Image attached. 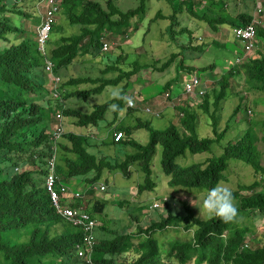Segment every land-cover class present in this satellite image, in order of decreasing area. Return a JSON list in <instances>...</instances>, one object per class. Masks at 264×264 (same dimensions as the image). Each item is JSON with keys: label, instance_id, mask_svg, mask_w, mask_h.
Segmentation results:
<instances>
[{"label": "trees", "instance_id": "1", "mask_svg": "<svg viewBox=\"0 0 264 264\" xmlns=\"http://www.w3.org/2000/svg\"><path fill=\"white\" fill-rule=\"evenodd\" d=\"M23 1L26 0H0V264H84L76 256L77 246L82 241L81 230L57 213L45 188L48 159L53 155L50 139L53 129L52 114L54 110H60L63 121L71 118L78 127L97 126L104 119L109 104L118 101L117 106H121V97L94 106L89 112L83 108L73 109L69 99L85 100L99 95L107 87L117 85L123 77L106 79L103 76L117 70L115 66L118 64V57L104 55V59L112 63L98 68L99 77H78L62 82L54 90L58 92L59 98H54L53 91L48 87L44 58L38 53L35 38L32 37L36 31L34 34L27 31L26 21L19 27L15 22L16 18L21 21L22 18L33 17L18 8L17 4ZM164 1L173 11L169 17V38L176 41L175 46L181 47V51L172 54L159 68L153 65H133L134 72L125 73V78H129L138 69L157 68V71L160 70L158 72H163L176 57H185L186 50L196 49L201 52L203 43L194 46L197 40L193 32L197 30L191 29V26L197 25L196 22L205 23L213 31L223 23L229 24L227 19L216 17L214 11L206 9V5L202 4L204 0ZM146 2L147 0H138L136 8L122 11L115 0H105L104 6L96 0H62L60 7L66 13L67 22L80 29L77 34L60 36L54 41H51L50 36L47 55L55 66V75L59 76L62 69L74 64L81 55L93 58L103 55L105 52H102L101 40L106 31L114 32V36L124 34L128 30L129 20L144 12ZM201 8L204 12L200 11ZM177 13L182 15L179 20L176 19ZM186 15L192 18H183ZM11 17H14V21ZM251 20L252 16L244 15L240 22L241 25H246ZM176 24L181 27L179 31L174 28ZM230 26L239 27L236 23H231ZM256 27V41L264 45V23ZM59 32L61 28H55L54 25L51 35ZM182 38H187V47ZM257 47L256 45V49L239 68L232 65L221 77L207 83L205 92L197 96V103H191L195 100L187 99L185 104L186 107L189 106V110L174 107L179 125L169 123L164 130L158 131L151 128L150 122L138 120L134 126L116 128V131L123 132V138L118 142L113 140L108 145L119 148L122 159L104 156L98 150L100 146L92 147L87 137L69 132L63 134L56 143L57 175L60 179L64 176L66 180H83L81 184L83 188H88L87 191L104 179L107 189L104 173L119 172L129 175V168L137 165L144 175L143 183L137 186V193H152L159 184L152 168L157 147L162 149L160 167L163 176L167 178L165 185L169 188L195 189L206 193L226 181L225 173L231 162H241L255 174L264 175V166L261 164L251 127L246 128L241 137L227 142L220 156H212L202 163L186 166L177 162L187 153L209 154L211 147L224 139L229 127L226 125L220 132L217 116L224 110L223 104L229 98L236 97V86L242 83L252 91L264 93V49ZM185 70V74L189 75L194 71L192 68ZM198 78L200 80L199 76ZM82 84H91L92 87L77 90V86ZM168 89L169 84L162 87V91ZM170 100L172 101L171 98ZM243 107L236 105L231 115L234 121L240 120L242 112L246 111ZM200 114L206 115L211 122V135L199 134ZM48 115L50 119L46 117ZM140 129L149 134L146 145L132 137L134 131ZM261 133L264 142V122L261 124ZM68 155H75V159ZM61 157L63 164H59ZM61 181L65 183L62 179ZM258 185L257 181L247 186L241 185L238 186L237 194L232 193L238 210L237 217L252 215L258 218L264 215V194L254 192ZM73 206L76 207V204ZM166 206L165 217L151 220L145 226L138 223L135 232L119 231V228L112 230L116 220L109 221L107 217H101L103 225L96 231L94 263L264 264V245L256 250L247 246L246 241L251 234L246 226L235 222L226 224L216 217L199 218L194 215L193 205L185 204L184 213H173L170 206ZM94 211L102 212V206L96 203ZM89 216L93 219V215ZM133 219L136 222L138 220ZM171 227L192 230V237L185 241L171 239L168 242L170 249L165 252L153 235ZM102 232L108 233V236H103Z\"/></svg>", "mask_w": 264, "mask_h": 264}, {"label": "rangeland", "instance_id": "2", "mask_svg": "<svg viewBox=\"0 0 264 264\" xmlns=\"http://www.w3.org/2000/svg\"><path fill=\"white\" fill-rule=\"evenodd\" d=\"M58 1L61 4L62 0ZM96 1L100 2L103 6L105 5V0ZM115 1H117V6L122 11L134 9L138 5V0ZM17 5L19 9L22 8L24 13H26L27 15H32L33 17H31L30 19L22 18L21 21L19 18H16V25L19 27L24 21H26L27 31H32V34H34L39 25L38 16L39 14L41 15L45 9V2L42 1L39 6L34 5V7H32L31 2L29 0H26L23 1L21 4L18 3ZM215 6H218V4ZM184 11L186 14V10ZM172 14L173 11L170 5L166 3V1L147 0L144 12L141 15H137L136 17L131 18L129 20L128 30L124 34L121 33L119 36H114L112 35L114 32L106 31V33L103 35V38L106 41H110L111 39V41L113 42L109 43L111 48L108 49L107 53L101 55L103 59L99 58L97 61L93 62L88 61L89 56L87 57L81 55L78 57V59L75 60L74 64L72 63L70 65L71 67L69 70L67 69L69 66L66 69H62L59 72V75L63 83L67 81L62 79V75H66V73H70V79L74 77L78 78L82 75H85L83 77L87 76L91 78H96L100 76V73H98L97 71L98 68L104 67L102 62L111 65L112 61L104 59L105 56L108 55L109 57H118V64L115 66L117 70H115L113 73L109 72L107 74H104L103 76L106 79H116L120 76L123 77L117 83V85L107 87L105 91H103L99 95H95L94 97H88L85 100L80 99L81 101L75 100L74 98L69 99L71 107L77 110L83 108L89 112L93 109L94 106L102 105L106 102L111 101V99H117L118 97H121V106H117L118 101L109 104V107L104 114V119L102 121H99L97 124L99 126L98 128L100 129L101 127L108 128L109 126L121 129L123 127L131 126L132 122L130 120L133 119L131 115L136 114L135 112H130L134 109H128L127 113H129L132 118L129 117V120H125L120 125V122L122 121L120 116L126 113V109L123 106L125 100L131 98L135 101V98H133L134 96H132V94L134 95V93H132L133 91L137 93L142 91L141 94L139 93L138 95H136V102L146 106L148 105V102L144 101V97H149V91L150 93H155V91L164 92L162 94L165 95V92H168L169 89L162 91V87H164L168 81L171 82L170 86L175 85L176 82L180 79V77L184 75L183 70L186 69L188 65L190 66L194 64L196 68H202L198 71L200 78L202 74L206 72V69L203 68L204 66H214L213 70L214 74H216L215 79L221 77L219 73L221 74L227 71L226 66L228 62L231 63L234 68H239L238 65L234 63L236 55L230 53V50L233 52L234 49L237 51V53L241 54L242 48L240 43L235 39L232 33L231 37L229 36L225 44L226 49L212 47L208 52H206L202 56L199 61L195 63L188 61V58H185L184 55H182L183 63L181 64V56L176 57L167 69H165L163 72H158L160 70L158 69L157 71L156 69L161 67L166 61H168L172 54H177L181 51V47H179L178 45L175 46L176 41H173L169 38V17ZM187 16H189L188 18H192L190 15L183 16V18H187ZM181 17V13L176 14L177 20H179ZM12 20L14 21V17L12 18ZM58 26L61 28V32L53 33L51 35V41L57 40L60 36H70L71 34H77L80 29L78 26H71L67 22L66 13L61 10V7L59 13L56 16L55 28H58ZM174 28L179 31L181 27L176 24ZM193 33L194 35L197 34L196 31H194ZM33 36L34 35H32V37ZM257 42L258 41H256V45L258 46L257 49H264V45H262L261 43L257 44ZM236 44L239 45L238 49L236 48ZM185 54H188V51H186ZM83 60H87L88 63H77L79 61L82 62ZM133 65H153V67L157 68H147L145 70L138 69L129 78H125V76H123L125 73L134 72ZM185 75L187 76V78L191 76L189 75V73H186ZM50 76L51 75L48 74V77ZM208 83L210 84L211 81ZM126 84H128V87H125ZM91 87V84H82L81 86H77V90H81V88L82 90H87ZM124 87L126 89L123 91ZM178 87L179 86H177L175 90L179 89ZM202 88L205 91L204 85H202ZM235 90L236 97L231 99L229 98V101L223 104L224 110L221 112L220 115L217 116L219 127L218 130L220 132L223 131L226 125L229 127V131L227 132L224 139L220 142V144L212 146L209 154L190 155L187 153L184 157H181L177 160L178 164L186 166L192 163H202L209 157L220 156V154L222 153V149L227 142H232L236 140V138L241 137V135L244 133V130L246 128L251 127L254 130V135L256 139L255 146L260 155L261 164L264 166V142L261 133V124L264 122V93L252 91L246 84L244 85L242 83H240L239 86H236ZM178 91L179 90H177V92ZM114 93L116 95H114ZM164 95L162 96L161 101L158 98L154 99L156 100L154 104L156 105L155 113H157V117L147 115V113L140 115V120L150 122L151 128L153 130H164L169 125V123L179 125L177 112H175L174 107H182L186 108L187 110L190 109L189 106L186 107V101H180L179 98H176L173 99L171 102V100L167 97L168 95ZM178 97H180V95ZM190 98H192V100H195L191 101V103H194L196 102L197 96H193ZM177 100L179 103L177 102ZM238 104H240V106L242 107L244 106L243 108L246 111L242 112L240 120L234 121V118H231V115L236 105ZM113 105H115L116 107L113 108ZM164 106H166V109H164ZM243 108L241 110H244ZM54 114L55 110L52 116ZM46 117L50 119V115ZM74 121L75 120L71 118L64 119L66 133L74 132L82 135L87 129H92V127L75 126L73 124ZM113 127L112 129L114 130ZM109 131L112 130L110 129ZM198 132L201 136L211 135V122L209 121L208 117L204 114H200L199 116ZM101 133L103 134L104 132H100L99 134L102 135ZM100 135H97L95 138H92L93 135H91V137L88 136L92 138L89 140V142L91 141L92 147L98 145V143L101 142L99 141ZM132 136L137 142L142 145H146L149 140V134L144 129L134 131ZM103 143L105 145L100 148L102 154L103 152H105V154L107 155L109 151L115 149L114 146L109 147L105 140ZM128 151H131L130 148H128ZM161 151V147H157L156 153L152 160L154 177H157L156 180L159 183L158 188L155 190V192L149 193V191H146L142 194L137 193V186L143 183L144 175L137 165H132L128 171L129 175L121 174L119 172H115L114 174L105 173V175L111 174L106 177L108 185L106 189L107 191L97 192L95 195H92V198H90V200H88L91 201L90 203H92L94 201L97 202L98 200L105 198L108 201L106 202V204L108 205H111V203L114 202H118L117 205L121 204L120 215L117 216L118 213H113L116 214L117 218L115 224L112 225V230H118L117 228H119V231L120 229H122L128 232H135L136 224L140 223L141 225L145 226L148 223H151H146L143 221L144 217L139 216V210H136V208L134 209L133 205L129 204L131 203L130 201H132L133 203L137 202V205L141 204L140 202H144L143 206L145 209H147L143 210L145 211L144 214L147 216H151L150 218L148 217V219L151 220H159L160 217H165V215H167L165 211L167 204L168 206H170V210H172L173 213H184V205L187 204L188 206L193 205L194 215H197V217L204 218L209 216L206 212L199 208V201L206 194L204 191H197L195 189H186L180 187L169 188L165 185L167 178L163 176L160 167ZM225 178L226 181L222 182L219 186L229 188L234 194H237L238 186H247L255 181L259 182V185L254 190V192L264 194V175L255 174L249 166L241 162H231L225 173ZM104 182V179H102L94 186L105 184ZM71 188L73 190H76L73 185ZM73 192L75 193V191ZM94 193L95 192H93V194ZM106 197H109L110 199H107ZM157 200L159 203H161V205L158 209H154L152 208V204L157 202ZM80 201H82V203L85 201L86 204H88L86 199H84L83 197ZM110 213H112V211H110ZM133 218H137V222ZM93 219L95 220L98 227L103 225L102 221L97 219V217L93 216ZM235 223L240 226H246L250 230L251 235L246 241V244L249 248L256 250L264 245V215L258 218H255L252 215H240L235 220ZM107 230L109 229L107 228ZM102 234L103 236H108V233L102 232ZM153 236L158 242H160L161 250L166 252L170 249L168 242L171 239H180L182 241L189 240L192 237V230H184L183 228L177 229L175 227H171L168 230L158 232ZM174 264L176 263L174 262Z\"/></svg>", "mask_w": 264, "mask_h": 264}, {"label": "built area", "instance_id": "3", "mask_svg": "<svg viewBox=\"0 0 264 264\" xmlns=\"http://www.w3.org/2000/svg\"><path fill=\"white\" fill-rule=\"evenodd\" d=\"M42 1L45 2V9L41 14L40 21L38 22L39 25L36 29L35 41L37 44L38 53L44 58L45 72L47 77L48 74L51 75L48 77L49 89L53 91L54 98H59L58 92L54 90L61 85V78L55 75V67L47 55V49L51 32L56 22V16L60 10V3L58 0ZM254 2L255 6L251 22L246 25H241L233 30L234 37L240 43L242 48L241 54L236 57L234 62L238 66L241 65L248 55H250V53L255 49L257 32L256 26L263 25L264 23V0H254ZM105 41L106 40L102 38V51L107 53L108 49L111 48L109 43L113 42L111 39L110 41ZM204 92L205 91L201 87L198 76L194 74L191 76V79L184 84L182 88V94L177 98H179L180 101H186L187 99L192 100L190 97L202 95ZM124 106L126 109H135L136 103L133 99L129 98L125 100ZM142 109L145 113L157 117L155 109L150 105H144ZM52 119L53 129L50 139L53 147V155L50 159H48V172L45 179V188L50 202L56 209L57 213L74 227L80 229L82 232V241L81 244L77 246L76 256L80 258L84 264H95L93 250L96 244V231L98 226L95 220L91 219L86 212L82 211L78 207L73 206V203H77L82 199L83 194L72 192L68 185L63 183L56 173V143L59 139H61V136L65 134V127L63 126L64 121L62 119L60 110L55 111ZM113 137L114 141L118 142L123 138V134L115 132ZM92 189L96 192H105L106 186L102 184L99 186H93ZM160 205L161 203H159L157 200V202L152 204V208L158 209Z\"/></svg>", "mask_w": 264, "mask_h": 264}, {"label": "crops", "instance_id": "4", "mask_svg": "<svg viewBox=\"0 0 264 264\" xmlns=\"http://www.w3.org/2000/svg\"><path fill=\"white\" fill-rule=\"evenodd\" d=\"M29 1L31 2V6L32 7H34V5L35 6H39V4L42 2V0H38V1L37 0H29ZM202 2H203L202 3L203 5H206V9L209 8L210 10L214 11L216 17H223V18L227 19L229 24L223 23V24L219 25L218 28L216 29V31H213L209 26H207L203 22H196L197 25L191 26L192 30H197L196 31L197 34L195 35L197 43L194 44V46L197 47L199 44L203 43L201 52H199L198 50L194 49L193 51L189 50L188 54H185V57L188 58V61H191L193 63L199 61L202 58V56L206 52H208L212 47L226 49L225 44H226L229 36L231 37V35L233 33V30L235 29V28H232L230 26L231 23H236L237 25L240 26L242 24V22H240L241 17L244 16V15L252 16L253 11H254V6H253L254 0H204ZM216 2L218 4V6H215ZM200 11L204 12V9L201 8ZM40 17H41V15L39 14L38 22H39V18ZM34 37H35V35H34ZM181 40L184 42V44L187 47L188 46L187 39L186 38L185 39L182 38ZM260 43L263 45L262 42H257V44H260ZM236 46H237L236 48L238 49L239 45L236 44ZM230 53L236 55V57L239 55V53H237V51L234 50V49H233V52L230 50ZM99 58L103 59L102 56L100 55V56L95 57V58L89 56V60L88 59L87 60L95 62ZM87 60H83L82 62L79 61L77 63H80V64H83V63H86V62L88 63ZM102 64H103V66H105L106 63L102 62ZM231 66H232L231 63L228 62L227 66H226L227 67V71L231 68ZM70 67L71 66H69L67 69L69 70ZM187 68H192L194 70L192 72L191 76L194 75V74L199 76L197 73H198V71L200 69H202L201 67L196 68L194 66V64H192L190 66L188 65ZM203 68L206 69L207 71L202 74V76L200 78V83L205 86L208 82H210V81L212 82L215 79L216 74H214V70H213L214 66H212V65H206ZM183 71H184V73H183L184 75H182L180 77V79L176 82L175 85L170 86V89L168 90V92H165L166 93L165 95L162 94V93L156 92V91H155V93L154 92L150 93V91H149V94H148L149 97L148 98L144 97V101L148 102V105H150L151 107L156 109V105L154 104V102H156V100H154L155 98H158L161 101L163 95L164 96L168 95L167 97L169 99L171 98L173 100V99L177 98L179 95H181L182 94L181 88L184 86V84L186 82H188L191 79V76L189 78H187V76L185 75V71L186 70L184 69ZM224 73H221V74H224ZM221 74L219 73L220 76H222ZM62 76H63L62 79H64V80H69L70 79V73L69 74L66 73V75H62ZM83 76H85V75H82L81 77H83ZM74 78H76V77H74ZM170 83L171 82L168 81L166 84L170 85ZM177 83H178V85H177ZM202 85H201V87H202ZM177 86H179L178 87L179 89H177V90H179L178 92H177V90H175ZM81 90H82V88H81ZM141 92L142 91H140L139 93L141 94ZM132 93H134V95L132 94V96H134L133 98H135L134 102L136 103V108L134 110H131L130 112H135L136 114L135 115H131L133 117V119H131L130 121L132 122L131 126H134V125L137 124V121L140 120V118H141L140 115H143V114H146V113L142 109V107L144 105L143 104H139V103L136 102V95H138L139 93H137L135 91H133ZM125 109H126V107H125ZM164 109H166V106H164ZM127 111H128V109H126V113H124L122 116H120V118L122 119V121L120 122V125L125 120H127L129 117H131L130 114L127 113ZM164 112H165V110H164ZM133 121L135 122V124H134ZM63 126L65 127L64 122H63ZM98 127H99L98 125L97 126H93L92 129H90V130L87 129L84 132V134H82V135H80L78 133H74V132H69V133H73L74 135H77V136H80V137H87L88 140H90L92 138H95L97 135H100L99 134L100 132H104L103 134L101 133L102 135L99 136V141H101V142H99L98 145L95 146L96 148H99V146H100V148H102L103 147L102 143L104 142V140L107 142V144H111V142L114 140L113 134L115 132L123 134V132L115 130L117 127H113L112 126L114 128V130H112L111 126H109L108 128H102L101 127L102 130L100 128H98ZM110 129L112 131H109ZM98 131H100V132H98ZM91 135H93L92 138H90ZM88 136H90V137H88ZM89 143L91 144V141ZM100 148L98 150H100ZM103 153H104V155H106L105 152H103ZM109 154H113V155H106V156L107 157L120 158V159L123 158V155H120L121 151H120L119 148H115L112 151H109ZM68 157L71 158V159H75V155H68ZM59 162H60L59 164H63L62 157L59 159ZM60 174L61 173H59V175ZM111 174H106L105 175V173H104V178H106L107 176H109ZM61 176H63V175L61 174ZM61 179L65 183H67V185H69V189L72 190V192L73 191L78 192V193L81 192L83 194V198L86 199L88 204H86L85 201L83 203H82V201H79L77 203H73V205L76 204V207L80 208L82 211L86 212L87 214H91V215L97 217V219H99V220H100L101 217L104 216V217H107L109 219V221H113L114 219L116 220L117 216L120 215V212H121V207L120 206H121V204L117 205L118 202L117 203L114 202V203H111V205H108V204H106V202H108V201L104 198V199L98 200L97 202L94 201V202L90 203L91 201H88V200H90V198H92V195H95L97 192L95 190H93L92 188L90 189L91 191L90 190L86 191L88 188H83V184H81V182H83V180H80V179L66 180L64 176L61 177ZM72 185L75 187L76 190H73L71 188ZM93 192H95V193L93 194ZM103 194H105V193H103ZM120 194H122V193H120ZM106 198L110 199L109 197H106ZM130 202L131 203H129V204L133 205L134 209L136 208V210H139V213H140L139 216L144 217V219H143L144 222H146V223L151 222V219H148V217L150 218L151 216H147V215L144 214L145 211H143V210H147L143 206L144 202H140L141 204H139V205H137L138 204L137 202L136 203H133L132 201H130ZM96 203L98 205L102 206V212L98 213V212L94 211V206L96 205ZM110 208H111V210H110ZM110 211H112V213H110ZM113 213H118V215L116 216V214H113ZM141 214H143V215H141Z\"/></svg>", "mask_w": 264, "mask_h": 264}, {"label": "clouds", "instance_id": "5", "mask_svg": "<svg viewBox=\"0 0 264 264\" xmlns=\"http://www.w3.org/2000/svg\"><path fill=\"white\" fill-rule=\"evenodd\" d=\"M114 95L116 94L114 93ZM199 208L210 217H216L226 224L235 222L238 216L232 191L227 187L216 186L209 189L199 201Z\"/></svg>", "mask_w": 264, "mask_h": 264}]
</instances>
